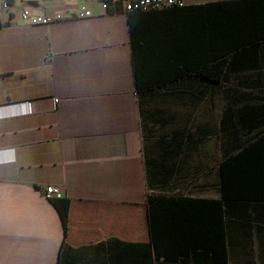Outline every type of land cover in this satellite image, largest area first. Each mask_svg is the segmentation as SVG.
Listing matches in <instances>:
<instances>
[{
	"label": "crops",
	"instance_id": "1",
	"mask_svg": "<svg viewBox=\"0 0 264 264\" xmlns=\"http://www.w3.org/2000/svg\"><path fill=\"white\" fill-rule=\"evenodd\" d=\"M163 29L136 53L128 14L91 0L0 8V264H264V50L221 83L173 78L210 52L167 49ZM50 186L71 201L66 238Z\"/></svg>",
	"mask_w": 264,
	"mask_h": 264
},
{
	"label": "trees",
	"instance_id": "2",
	"mask_svg": "<svg viewBox=\"0 0 264 264\" xmlns=\"http://www.w3.org/2000/svg\"><path fill=\"white\" fill-rule=\"evenodd\" d=\"M127 14L132 29V45L136 53L137 50L148 53L156 49V45L160 43L159 32L164 28L162 24L167 28L163 29V32H167L163 35L166 38L163 40V46L167 49L174 48L180 52L186 49L210 52L200 69L167 70L164 73L169 77L174 75L173 78L183 79L192 76L211 83H221L226 79L230 65L240 53L246 52L252 56L253 49L264 50V0H217L206 4L205 7L173 6L158 11L137 10ZM133 15L145 16V21L139 19L140 23H135ZM185 22L194 23L198 28L186 29L182 26ZM191 30L195 32L193 37ZM153 61V56L147 55L143 62H139L136 54L135 74L138 90L154 87V83L149 82L155 72ZM141 64H145L144 69H141ZM153 196L148 195L149 202L153 200ZM49 200L59 213L66 238L71 201L63 197Z\"/></svg>",
	"mask_w": 264,
	"mask_h": 264
},
{
	"label": "built area",
	"instance_id": "3",
	"mask_svg": "<svg viewBox=\"0 0 264 264\" xmlns=\"http://www.w3.org/2000/svg\"><path fill=\"white\" fill-rule=\"evenodd\" d=\"M98 3L104 11L129 13L137 10H161L173 6H185L186 0H91ZM11 0H0V8L5 11L10 8ZM93 16L92 12L87 7H82L78 12L71 15L69 18H87ZM63 16H34L29 11L24 10L21 13V19L24 23L30 25H48L54 21L62 20ZM44 196L47 199L61 198L62 192L57 187H47L43 190Z\"/></svg>",
	"mask_w": 264,
	"mask_h": 264
}]
</instances>
